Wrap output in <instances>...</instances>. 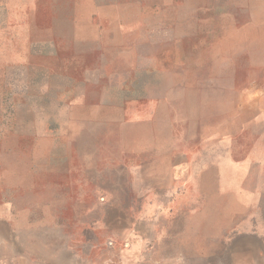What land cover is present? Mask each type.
Listing matches in <instances>:
<instances>
[{
    "label": "rangeland",
    "instance_id": "374dc122",
    "mask_svg": "<svg viewBox=\"0 0 264 264\" xmlns=\"http://www.w3.org/2000/svg\"><path fill=\"white\" fill-rule=\"evenodd\" d=\"M0 264H264V0H0Z\"/></svg>",
    "mask_w": 264,
    "mask_h": 264
}]
</instances>
